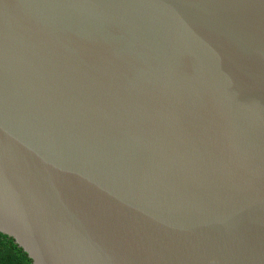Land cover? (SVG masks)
<instances>
[{
	"label": "water",
	"instance_id": "95a60500",
	"mask_svg": "<svg viewBox=\"0 0 264 264\" xmlns=\"http://www.w3.org/2000/svg\"><path fill=\"white\" fill-rule=\"evenodd\" d=\"M0 231L34 264H264V0H0Z\"/></svg>",
	"mask_w": 264,
	"mask_h": 264
},
{
	"label": "trees",
	"instance_id": "16d2710c",
	"mask_svg": "<svg viewBox=\"0 0 264 264\" xmlns=\"http://www.w3.org/2000/svg\"><path fill=\"white\" fill-rule=\"evenodd\" d=\"M0 264H34L13 237L0 231Z\"/></svg>",
	"mask_w": 264,
	"mask_h": 264
}]
</instances>
